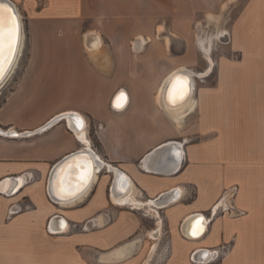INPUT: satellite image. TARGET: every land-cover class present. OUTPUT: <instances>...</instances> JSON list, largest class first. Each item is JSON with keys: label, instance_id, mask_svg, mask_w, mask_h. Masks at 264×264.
<instances>
[{"label": "crops", "instance_id": "obj_1", "mask_svg": "<svg viewBox=\"0 0 264 264\" xmlns=\"http://www.w3.org/2000/svg\"><path fill=\"white\" fill-rule=\"evenodd\" d=\"M13 1L35 5L30 56L0 106V128L36 131L66 113L83 127L61 121L29 137L0 135V183L8 180L0 188L9 190L0 192V264H144L148 245L159 251L164 240L171 250L162 264H193L196 251L226 244L219 264H264V0ZM207 33L230 35L242 59L213 58L211 72L199 76L198 67H210L203 50V60L196 46L175 53L167 36ZM181 72L193 93L169 105L168 83ZM91 150L105 163L97 180L70 200L58 201L53 190L52 201L55 166ZM110 167L132 181L130 202L142 209L115 200L118 174ZM234 186L241 214L210 220ZM168 192L177 200L149 205ZM17 206L22 211L9 219ZM86 223L92 228L73 227ZM190 223L202 234L190 236ZM119 250L122 259H103Z\"/></svg>", "mask_w": 264, "mask_h": 264}, {"label": "bare ground", "instance_id": "obj_2", "mask_svg": "<svg viewBox=\"0 0 264 264\" xmlns=\"http://www.w3.org/2000/svg\"><path fill=\"white\" fill-rule=\"evenodd\" d=\"M0 3H4V4H7L9 5L13 10H14V14L17 18V21H18V24H19V30H18V39H17V43H16V46H15V50H14V53L10 59V62L9 63H6L4 65V76H3V79L0 80V90L3 89L5 87V85L7 84V82L10 80V78L12 77V75L14 74L15 70L17 69L18 65H19V60H20V57L22 55V51H23V48H24V43H25V32L23 30V23H22V19H21V15H20V10L18 9V7L16 6L15 2L13 0H0ZM212 17V16H211ZM210 17V19H211ZM212 22V21H211ZM140 42L143 43V39H140L137 41L138 44H140ZM202 46H204V44L207 42V38L206 39H202ZM144 44V43H143ZM142 44V45H143ZM210 46V45H209ZM204 49V47H203ZM142 50V49H141ZM206 51V56L207 58L209 59L210 61V67L209 69L206 70V72H202V73H197L199 76H204V75H207L211 72V69L213 68V65H214V60L212 58V56L210 55V52L208 51L207 47L205 48ZM200 72V71H199ZM182 74H187V79L189 80L190 82V91H189V94L187 95V97L193 93L192 91V78L191 76L188 74V72H181L180 74H174L169 83H168V88L167 90L169 89L170 87V84H171V81L173 80V78L176 76V75H182ZM196 83V82H195ZM195 86V85H194ZM193 86V87H194ZM167 90H166V93H167ZM193 96V95H192ZM189 97V100H188V103L187 105L189 104L191 106V108H194L195 105H196V101L194 100V97ZM186 97V98H187ZM122 98V99H121ZM120 100L118 101V105L120 107L124 106V104L126 103L127 101V96L126 94L123 95V97H121ZM185 98V99H186ZM184 99V100H185ZM123 100V101H122ZM166 102H167V98H166ZM70 114V113H69ZM70 115H73V114H70ZM184 117V111L181 110L180 113L175 117L179 120H181L182 118ZM0 131H2L0 129ZM80 158V162L83 163V161L85 160H88L91 162V169H90V180L87 182L86 186L88 184H90L91 181H93V179L97 180L98 178V172L101 170V168L98 166L96 167L95 163H94V158L92 157L91 153L88 152V154L86 155H77V156H74V157H70L59 169L58 171V175L55 179V183L53 185V190L54 191H57L58 192V188L61 186V181L63 182V187L65 188H69V187H72L73 184H74V181H75V173H76V169L75 168H68L67 166L69 164H72L74 163L75 161V158ZM98 161L102 164L103 168H105V164H104V161L98 156ZM102 168V169H103ZM110 169L114 170L117 174H118V180L117 182L115 183V188H114V191L117 195V199L115 200H118V202H128L130 203L134 209L137 208V207H140V209H142V206H145L144 203H141V202H137V203H132L130 202V193H134V188H133V184H132V181H130V179L125 176L119 169L117 168H113V167H110ZM119 178H122L121 180ZM19 183H21V181H19ZM86 186L79 192H77L75 195L73 196H69V197H65V198H62L59 197L62 199V200H70L74 197H76L79 193H81L85 188ZM132 186V190L130 191V187ZM89 187V186H88ZM3 189L5 191H9L8 188H5V186H3ZM86 190V189H85ZM130 193H129V191ZM131 195H134L132 194ZM126 194V195H125ZM80 195V194H79ZM125 195V196H124ZM120 196H123V197H120ZM149 205H153V206H156V207H159L160 205H162L161 202H154V201H150L148 202ZM146 206V209L147 211H149L150 213H156L157 216L159 215L158 212L156 211V209L154 207H149ZM144 209V208H143ZM188 228H187V232L188 234H190V236H194V237H197L199 235L202 234V231L199 232V233H196L194 234L193 232V229H194V224L193 223H190L188 224ZM63 225L58 227V229H62ZM160 229V228H159ZM163 230V229H162ZM162 233V231L160 232ZM155 235V231H152L150 232V236H154ZM153 238V237H152ZM156 238H154L155 240ZM158 243H155L151 249V252L150 254L148 255V257L146 258L144 264H151V262L155 259V256L157 255V251H158ZM200 251V250H199ZM107 254V253H106ZM126 255V252L123 251V250H119V251H116V252H113L109 255H106L103 257V259L105 261L108 262H115V261H118L119 259H122L123 257H125ZM199 259V261L201 262L200 264H206L207 262L206 261V256L205 255H202V254H198V256L196 257ZM104 261V262H105ZM205 262V263H204ZM106 263V262H105ZM114 264V263H113Z\"/></svg>", "mask_w": 264, "mask_h": 264}, {"label": "snow or ice", "instance_id": "obj_3", "mask_svg": "<svg viewBox=\"0 0 264 264\" xmlns=\"http://www.w3.org/2000/svg\"><path fill=\"white\" fill-rule=\"evenodd\" d=\"M19 24L14 14V10L7 4L0 3V80L4 76V65L10 62V59L14 53L15 46L18 39ZM190 91V82L187 79V74L176 75L171 81L170 87L167 90V103L169 105H177L182 103L187 97ZM123 93L121 96L123 97ZM119 106V105H118ZM76 122L77 128L83 127V120L79 116L70 117ZM13 135H15L13 133ZM68 168H75V181L72 187L58 188V195L62 198L75 195L81 191L90 180V169L92 167L91 162L88 160L80 162V158H75L74 163L69 164ZM200 229H195L194 234L198 233Z\"/></svg>", "mask_w": 264, "mask_h": 264}, {"label": "rangeland", "instance_id": "obj_4", "mask_svg": "<svg viewBox=\"0 0 264 264\" xmlns=\"http://www.w3.org/2000/svg\"><path fill=\"white\" fill-rule=\"evenodd\" d=\"M15 4L18 7V9L20 10V15H21L22 23H23V30L25 32V43H24V48H23L22 55L20 57L19 65H18L17 69L15 70L14 74L12 75L10 80L7 82L5 87L0 90V106L3 104L4 101H6L10 92L14 89L16 82L19 80V78L22 74V71L24 69V66L26 65L27 60L30 56V40L31 39H30V30H29V25H28V9L34 8L35 5L19 4L16 2H15ZM234 15H236V14L233 13L232 16H234ZM167 38L174 45V52L175 53H182L188 45L196 46L198 56L200 57V59L203 60V58H202L203 54L199 51V48L201 50H203V53L206 56V53H205L203 47L208 45L207 49L210 52V55L211 56L213 55L212 58H214V59L221 58L222 56H229L230 58L233 57L235 59H238V58L242 59V55L233 54L231 52V47H230L231 46L230 45L231 36L230 35H219V34L207 33L204 35H198L197 34V35H186V36H179V37L167 36ZM203 38L204 39L207 38V42L205 43L204 46L201 45L202 42L201 43L199 42V40L202 41ZM137 41H138V39L135 40V42H137ZM206 59L209 61L207 56H206ZM198 68H199L198 70L200 71V73H202L201 71H203V68L202 67H198ZM213 75H215V74H213ZM148 224H149V226H153V221H151L149 219ZM75 228L76 227H74V229ZM76 229L80 230L79 227ZM152 247H153V245L152 246H151V244L148 245V249L150 250V252H151ZM168 247H170L169 244L167 243L166 240H164V242L161 243V245L159 247L158 255L155 256V259L151 263L152 264H162L165 261V259L168 257V253H169ZM219 263H220L219 261H216L215 263H212V264H219Z\"/></svg>", "mask_w": 264, "mask_h": 264}, {"label": "built area", "instance_id": "obj_5", "mask_svg": "<svg viewBox=\"0 0 264 264\" xmlns=\"http://www.w3.org/2000/svg\"><path fill=\"white\" fill-rule=\"evenodd\" d=\"M68 114L69 113H66V114H62V115L55 117L50 122H48L46 125H44L43 127L39 128L36 131H26V132H22V133H17L15 131H11V130H4L6 134H0V135L9 136V137H19V136L29 137V136H32L34 134L43 133L46 130H48L50 127L54 126L57 123H60L61 121H66V123L69 126L70 122L74 123L75 120L70 119V117H67L66 115H68ZM71 116L75 117V116H77V114H73ZM69 128H70V126H69ZM13 133L15 135H13ZM94 149L98 150L96 147ZM15 180H20V178H17ZM31 180H32V178L31 179L29 178V181H31ZM6 181H8V180L1 181L0 186ZM0 192L2 195L7 194V192L3 191L1 188H0ZM237 192H238L237 186L231 187L230 189L225 191L224 194L222 195L221 199L218 201V203H216L215 206L212 207V209L210 210V218L209 219L213 220L217 217H224V216H228V217L239 216L241 214V212L238 211L236 206H235V197H236ZM49 195H50L52 201H54V199L52 198V195L50 193V188H49ZM176 195H178V194H176ZM20 211H22V208L19 206L12 208L9 211L8 218L9 219L12 218L14 215L19 213ZM143 214L147 215V213H145V212ZM105 215L107 218V223H109L112 220L111 214L106 213ZM73 227L78 228L77 225H74ZM79 228H80V230H89L92 227H91V225H88V223H86V224H83L82 226H79ZM230 247H231L230 245L226 244V245H222L221 247H219L217 249H213L211 251H206V250L196 251L195 253H193V255L191 257V261L193 264H200L201 262L199 260H197L196 257L198 256V254L199 255L202 254V255H206V261H205V262H207L206 264H210V263L217 261V260H220L221 258L228 255V253L230 252V249H231ZM168 248H169V253H168V256H169L171 249H170V247H168Z\"/></svg>", "mask_w": 264, "mask_h": 264}, {"label": "water", "instance_id": "obj_6", "mask_svg": "<svg viewBox=\"0 0 264 264\" xmlns=\"http://www.w3.org/2000/svg\"><path fill=\"white\" fill-rule=\"evenodd\" d=\"M67 117H72L70 114L66 115ZM1 129V128H0ZM2 131H0V134H6L5 131L3 129H1ZM91 152V154L93 155L92 157H94V163L96 165V167L98 166L101 167V169L103 168L102 164L98 161V155L94 153L93 150L89 151ZM88 154V151H79V152H76V153H73L71 155H69L68 157H66L63 161H61L59 164H57L53 170V173L55 172V174L53 176H51V179H50V193L52 195V198L54 199V201L58 202V201H61L62 199L59 198L58 196H56L54 194V191H53V185L55 183V179L58 175V171L60 169V167L70 158V157H74V156H77V155H86ZM105 164V163H104ZM53 179V181H51ZM89 185V184H88ZM87 185V186H88ZM86 186V187H87ZM177 193L176 192H168V193H165L163 195H161L160 197H158L156 200H153L154 202H161L162 205L160 206H166V205H169L171 204L172 202L176 201L178 196L176 195ZM55 197L59 198L58 201L55 199Z\"/></svg>", "mask_w": 264, "mask_h": 264}, {"label": "trees", "instance_id": "obj_7", "mask_svg": "<svg viewBox=\"0 0 264 264\" xmlns=\"http://www.w3.org/2000/svg\"><path fill=\"white\" fill-rule=\"evenodd\" d=\"M92 137H93L95 145L98 146L99 145V141L97 140V138L95 137V134L93 132H92Z\"/></svg>", "mask_w": 264, "mask_h": 264}]
</instances>
